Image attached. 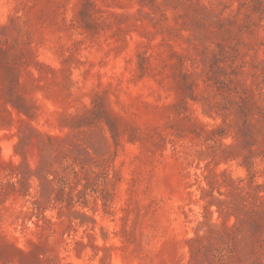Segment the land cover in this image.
I'll return each mask as SVG.
<instances>
[{
	"label": "rangeland",
	"instance_id": "rangeland-1",
	"mask_svg": "<svg viewBox=\"0 0 264 264\" xmlns=\"http://www.w3.org/2000/svg\"><path fill=\"white\" fill-rule=\"evenodd\" d=\"M0 264H264V0H0Z\"/></svg>",
	"mask_w": 264,
	"mask_h": 264
}]
</instances>
